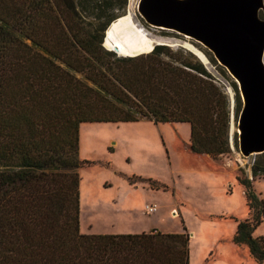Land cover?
Returning <instances> with one entry per match:
<instances>
[{"label": "trees", "instance_id": "obj_1", "mask_svg": "<svg viewBox=\"0 0 264 264\" xmlns=\"http://www.w3.org/2000/svg\"><path fill=\"white\" fill-rule=\"evenodd\" d=\"M103 1L0 0V264H189L186 231H80L81 123L187 122L192 152L230 151L229 100L203 63L119 25ZM112 23L124 55L102 45ZM239 181L250 216L232 241L262 263L264 197Z\"/></svg>", "mask_w": 264, "mask_h": 264}, {"label": "rangeland", "instance_id": "obj_2", "mask_svg": "<svg viewBox=\"0 0 264 264\" xmlns=\"http://www.w3.org/2000/svg\"><path fill=\"white\" fill-rule=\"evenodd\" d=\"M138 2L104 0L103 6L108 14L124 12L117 20L119 25L143 30L154 44L163 42L175 51H189L203 63L229 100L230 151L216 157L192 152L187 122L154 123L142 119L81 123L79 157L89 163L79 168L80 231H186L189 264H264L257 262L245 245L232 241L237 221L250 216L239 179L248 178L253 190L264 197V170L256 175L252 170L257 163L264 167V156L244 157L238 148L240 110L236 111L235 107V81L198 41L146 23L138 13ZM261 16L264 17L262 12ZM86 21L90 23L88 27L97 24L91 17ZM102 45L111 49L115 44L109 39L107 47L105 42ZM236 88L239 92L237 84ZM148 179L159 188H153ZM151 204L157 208L149 213L147 207ZM261 234H264V221L254 231L255 236Z\"/></svg>", "mask_w": 264, "mask_h": 264}, {"label": "water", "instance_id": "obj_3", "mask_svg": "<svg viewBox=\"0 0 264 264\" xmlns=\"http://www.w3.org/2000/svg\"><path fill=\"white\" fill-rule=\"evenodd\" d=\"M137 10L149 25L201 43L229 72L242 100L239 151L244 157L263 153L264 0H139ZM111 50L119 54L120 47Z\"/></svg>", "mask_w": 264, "mask_h": 264}, {"label": "bare ground", "instance_id": "obj_4", "mask_svg": "<svg viewBox=\"0 0 264 264\" xmlns=\"http://www.w3.org/2000/svg\"><path fill=\"white\" fill-rule=\"evenodd\" d=\"M117 20H118V19H117ZM117 20H116V21H117ZM112 24H113V23H112ZM110 27H111V26H110ZM110 27H109V28H110ZM106 32H107V38H106V40H105V46H106V44H107V42H108L109 39L112 40V38L109 36V29H108ZM115 45H118V46L120 47V52H119V54H120V55H124V54H123V45H121V44H116V43H115ZM106 47H107V46H106Z\"/></svg>", "mask_w": 264, "mask_h": 264}, {"label": "built area", "instance_id": "obj_5", "mask_svg": "<svg viewBox=\"0 0 264 264\" xmlns=\"http://www.w3.org/2000/svg\"><path fill=\"white\" fill-rule=\"evenodd\" d=\"M156 208H157L156 204H151V205H148L147 211L149 213H152V212H154L156 210Z\"/></svg>", "mask_w": 264, "mask_h": 264}, {"label": "crops", "instance_id": "obj_6", "mask_svg": "<svg viewBox=\"0 0 264 264\" xmlns=\"http://www.w3.org/2000/svg\"><path fill=\"white\" fill-rule=\"evenodd\" d=\"M153 230H157V229H153Z\"/></svg>", "mask_w": 264, "mask_h": 264}]
</instances>
